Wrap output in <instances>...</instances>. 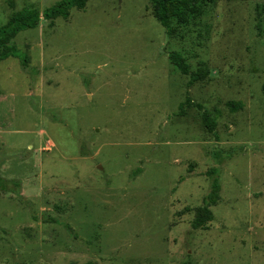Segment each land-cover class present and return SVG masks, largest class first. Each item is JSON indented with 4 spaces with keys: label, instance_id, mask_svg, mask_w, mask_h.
<instances>
[{
    "label": "rangeland",
    "instance_id": "obj_1",
    "mask_svg": "<svg viewBox=\"0 0 264 264\" xmlns=\"http://www.w3.org/2000/svg\"><path fill=\"white\" fill-rule=\"evenodd\" d=\"M58 1L0 0V26ZM262 2L201 4L170 35L151 0H88L21 31L0 62V176L20 181L0 191V264H264Z\"/></svg>",
    "mask_w": 264,
    "mask_h": 264
},
{
    "label": "trees",
    "instance_id": "obj_2",
    "mask_svg": "<svg viewBox=\"0 0 264 264\" xmlns=\"http://www.w3.org/2000/svg\"><path fill=\"white\" fill-rule=\"evenodd\" d=\"M216 1L222 0H151V3L155 17L166 29L167 33L172 35L176 32V28L173 25L174 20L180 24L188 23L193 15L201 14V4L214 3ZM261 1L263 2L258 6L257 30L258 35L264 39V0ZM87 2L88 0H60L56 4L47 7L43 12L33 6H26L21 10L14 11L8 21L0 26V62L11 56H20L18 48L13 41L21 31L37 28L42 19L54 20L59 17L66 19L70 16L72 9H84ZM9 4L11 8L14 7L13 0H9ZM170 57L183 74L190 75V84L200 79V73L191 71L189 64L180 53H171ZM22 65L24 68L28 67L25 58L22 59ZM184 105L191 106L193 102L187 97L186 101L180 105L181 108ZM197 106L201 107L200 105ZM228 106L231 110L237 111L243 106V103L230 101ZM204 122L210 131L215 129V120L211 118L207 111L204 112ZM208 173L211 177L210 191L204 197L203 205L196 209V215L192 223L195 229L207 228L208 224L214 220L211 207L217 205L220 200L221 184L219 182L218 169L212 168ZM0 191L20 193V181L9 180L0 176ZM65 226L69 228V225L65 224ZM85 264L93 263L87 262Z\"/></svg>",
    "mask_w": 264,
    "mask_h": 264
}]
</instances>
